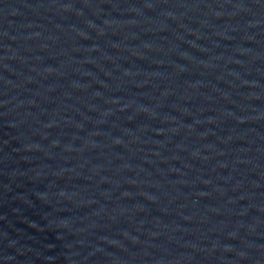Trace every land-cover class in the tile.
<instances>
[{
    "label": "water",
    "instance_id": "95a60500",
    "mask_svg": "<svg viewBox=\"0 0 264 264\" xmlns=\"http://www.w3.org/2000/svg\"><path fill=\"white\" fill-rule=\"evenodd\" d=\"M0 264H264V0H0Z\"/></svg>",
    "mask_w": 264,
    "mask_h": 264
}]
</instances>
